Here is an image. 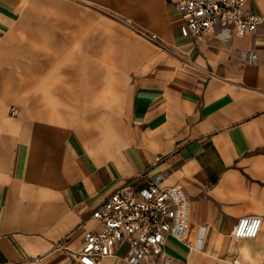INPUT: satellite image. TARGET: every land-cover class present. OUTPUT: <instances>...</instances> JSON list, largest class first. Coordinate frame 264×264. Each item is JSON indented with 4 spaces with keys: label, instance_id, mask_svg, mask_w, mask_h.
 Here are the masks:
<instances>
[{
    "label": "crops",
    "instance_id": "0c3cea01",
    "mask_svg": "<svg viewBox=\"0 0 264 264\" xmlns=\"http://www.w3.org/2000/svg\"><path fill=\"white\" fill-rule=\"evenodd\" d=\"M180 1L89 0L131 31L119 22L118 33L84 31L83 75L63 80L55 50L68 39L35 33L54 50L51 72L22 95L6 72L36 4L0 0V264H81L85 233L103 228L95 209L125 185L138 193L157 182L184 187L191 229L149 264H264V0L248 1L263 17L255 33L219 28L199 39L181 35ZM56 6L40 23H70L72 10ZM92 52L114 55L116 78L102 60L91 70ZM247 216L262 217L258 237L235 239ZM128 249L98 264H126Z\"/></svg>",
    "mask_w": 264,
    "mask_h": 264
},
{
    "label": "built area",
    "instance_id": "2783aa9c",
    "mask_svg": "<svg viewBox=\"0 0 264 264\" xmlns=\"http://www.w3.org/2000/svg\"><path fill=\"white\" fill-rule=\"evenodd\" d=\"M249 0H181L177 9L182 16L180 32L184 38H203L223 28L244 37L255 33L263 17L248 10ZM130 23V21H128ZM151 42L163 45L154 33L134 28ZM257 56L253 54L251 60ZM92 218L103 228L85 233L83 245L75 252L81 264H98L111 257L116 248L129 244L126 264H149L154 252L164 258L168 238L184 241L191 229L190 199L181 185L152 183L140 192L125 185L112 193ZM263 219L247 216L239 219L232 235L235 239H256ZM234 264H237L236 262Z\"/></svg>",
    "mask_w": 264,
    "mask_h": 264
},
{
    "label": "rangeland",
    "instance_id": "374dc122",
    "mask_svg": "<svg viewBox=\"0 0 264 264\" xmlns=\"http://www.w3.org/2000/svg\"><path fill=\"white\" fill-rule=\"evenodd\" d=\"M33 1L36 7L33 11L31 10L32 14L29 10L27 14L21 17L24 21L18 25V40L12 43L10 56L12 61L7 67L9 72H6V75L8 74L7 76L10 77V80L15 85L14 90H20L22 95L29 94L36 89L30 87L29 80L45 78L51 72L47 61L54 55V50L50 47L42 49V41L33 38L35 37V33L42 32L45 36L50 34L53 35V37L57 36L64 40L68 39L64 45H60L59 48L55 50V54L58 56L56 79L63 80L71 78V74L75 68H77L79 75H83L81 70H83L82 37L84 31L87 33L91 32L93 37L101 31L111 34L118 33V22L127 27V31H131L126 19L118 16V11L106 9L92 2L90 3L89 0ZM57 3L63 5L66 9L72 10L69 20L70 23H60L55 26L54 24L45 25L40 23V17H38V15L41 11L47 10V8H54L59 13L62 12V10L56 6ZM46 12H48V10ZM125 27L124 30H126ZM132 31L135 32V35L150 41L136 30ZM66 36L69 38H66ZM91 57V70L94 67L98 68V61L102 60L103 67L105 66V68H107V78H116L117 72L114 69V55H105L102 56V59L98 60V54L92 52ZM37 90L45 92L50 91V88L45 86Z\"/></svg>",
    "mask_w": 264,
    "mask_h": 264
}]
</instances>
